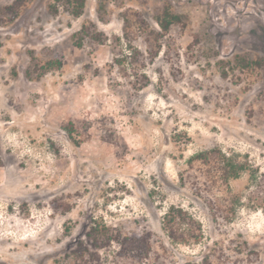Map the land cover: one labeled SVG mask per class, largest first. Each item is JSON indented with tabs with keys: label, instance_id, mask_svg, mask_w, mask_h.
I'll return each mask as SVG.
<instances>
[{
	"label": "rangeland",
	"instance_id": "374dc122",
	"mask_svg": "<svg viewBox=\"0 0 264 264\" xmlns=\"http://www.w3.org/2000/svg\"><path fill=\"white\" fill-rule=\"evenodd\" d=\"M72 10L0 0V264H264V0Z\"/></svg>",
	"mask_w": 264,
	"mask_h": 264
},
{
	"label": "trees",
	"instance_id": "16d2710c",
	"mask_svg": "<svg viewBox=\"0 0 264 264\" xmlns=\"http://www.w3.org/2000/svg\"><path fill=\"white\" fill-rule=\"evenodd\" d=\"M67 3L73 7L71 13L78 16L84 7V0H67ZM180 18L178 15L172 14L166 9L161 16L157 17L159 26L167 30L171 25L179 23ZM55 64V66H51ZM235 63L240 69L258 67L260 63L258 60H249L246 56H236ZM60 66L59 61H48L46 68L48 70L55 69ZM240 166H231L226 171L228 177L237 178L240 174ZM189 220V221H188ZM188 221V222H187ZM163 229L166 230L170 239L174 243H189L198 242L202 238V231L199 224H195L193 218L185 212L182 208L175 207L174 205L169 206L162 219ZM109 227L102 225L101 228L95 226L93 228V234L98 237L109 232ZM105 235L103 238H105ZM96 239V238H95Z\"/></svg>",
	"mask_w": 264,
	"mask_h": 264
}]
</instances>
